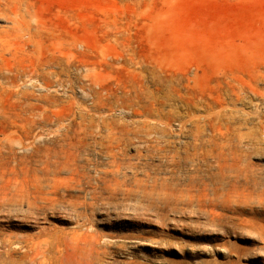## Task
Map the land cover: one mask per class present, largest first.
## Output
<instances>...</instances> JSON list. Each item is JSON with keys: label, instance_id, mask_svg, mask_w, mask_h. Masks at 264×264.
I'll return each instance as SVG.
<instances>
[{"label": "rangeland", "instance_id": "1", "mask_svg": "<svg viewBox=\"0 0 264 264\" xmlns=\"http://www.w3.org/2000/svg\"><path fill=\"white\" fill-rule=\"evenodd\" d=\"M262 66L264 0H0V264H264Z\"/></svg>", "mask_w": 264, "mask_h": 264}, {"label": "bare ground", "instance_id": "2", "mask_svg": "<svg viewBox=\"0 0 264 264\" xmlns=\"http://www.w3.org/2000/svg\"><path fill=\"white\" fill-rule=\"evenodd\" d=\"M59 66V65H58ZM63 66V65H62ZM262 67H264V66H262ZM80 70H82V69H80ZM260 70V69H259ZM1 73H2V71H0ZM78 72V71H77ZM260 72V71H259ZM10 74V73H9ZM56 74V73H55ZM8 76V75H7ZM35 79V78H34ZM38 81V80H37ZM40 82V81H39ZM12 83V82H11ZM14 83V82H13ZM12 83V84H13ZM83 84V83H82ZM258 86V85H257ZM90 89V88H89ZM85 91V90H84ZM91 94V93H90ZM88 95V94H87ZM86 95V96H87ZM86 115V114H85ZM157 121V120H156ZM18 124V123H17ZM115 132V131H114ZM75 133V132H74ZM111 133V132H110ZM125 135V134H124ZM89 137V136H88ZM106 137V136H105ZM105 137H104V140H105ZM82 140V139H81ZM158 140H160V139H158ZM167 146V145H166ZM204 147V146H203ZM166 148V147H165ZM190 148V147H189ZM195 148V147H194ZM212 151V150H211ZM199 152V151H198ZM72 153V152H71ZM207 153H208V151H207ZM197 154V153H196ZM206 154V153H205ZM204 154V155H205ZM200 155V154H199ZM198 155V156H199ZM211 155V154H210ZM119 156V155H118ZM202 156V155H201ZM215 156V155H214ZM228 156V155H227ZM179 157V156H178ZM177 157V158H178ZM187 157V156H186ZM88 158V157H87ZM86 158V159H87ZM193 158V157H192ZM215 158V157H214ZM70 159V158H69ZM179 159V158H178ZM191 159V158H190ZM220 159V158H219ZM218 159V160H219ZM110 160V159H109ZM166 160H168L167 158H166ZM171 160V159H170ZM169 160V161H170ZM187 160V159H186ZM226 160V159H225ZM195 161V160H194ZM198 161V160H197ZM236 161V160H235ZM240 161V160H239ZM238 161V162H239ZM147 162V161H146ZM168 162V161H167ZM226 162H227V160H226ZM175 163H176V160H175ZM193 163V162H192ZM223 163V162H222ZM177 164V163H176ZM195 164V163H194ZM216 164V163H215ZM168 167V166H167ZM218 169V168H217ZM227 170V169H226ZM234 170V169H233ZM119 171V167L118 168H116V169H113L111 172H112V174H115L116 172H118ZM213 171V170H212ZM217 172V171H216ZM223 172V171H222ZM233 172V171H232ZM228 173V172H227ZM230 174H231V172H229ZM228 173V174H229ZM235 173H237V172H235ZM233 175V174H232ZM235 175V174H234ZM238 175V174H237ZM227 176V175H226ZM225 178V177H224ZM231 178V177H230ZM234 178V177H233ZM224 181V180H223ZM138 183V182H137ZM161 184V183H160ZM136 186V185H135ZM134 186V187H135ZM161 186V185H160ZM242 186V185H241ZM173 187V186H172ZM104 189L109 193V197L108 198H110V199H112V198H115L119 193H123V194H125V195H131L132 194V192H134V190H132V189H130V188H125V189H122V190H118V189H115V188H111L110 187V185H108V186H105L104 187ZM179 189V188H178ZM177 189V190H178ZM192 189V188H191ZM159 190V189H158ZM142 191H143V189H142ZM154 192H152V194H153ZM145 194H146V192H145ZM184 194V193H183ZM182 194V195H183ZM187 194V193H186ZM259 194V193H258ZM181 195V196H182ZM185 195V194H184ZM107 196V195H106ZM100 196L96 193V192H94V195H93V198L92 199H98ZM133 197V196H132ZM135 197V196H134ZM140 197V196H139ZM125 199V198H124ZM182 199V198H181ZM192 199V198H191ZM123 200V199H122ZM248 200V199H247ZM105 201V200H104ZM112 201H113V199H112ZM182 201V200H181ZM249 202V201H248ZM112 203V202H111ZM125 204V203H124ZM213 213V212H212ZM86 236V235H85ZM84 238V237H83ZM86 239V238H85ZM74 240V239H73ZM1 242V241H0ZM17 245V244H16ZM15 246V245H14ZM17 247H23L21 244H18L17 245ZM1 248V247H0ZM31 253V251L30 250H27L26 251V254L28 255V254H30ZM41 253H40V251H38L37 252V254L35 255V257L37 256V255H40ZM14 255V254H13Z\"/></svg>", "mask_w": 264, "mask_h": 264}]
</instances>
